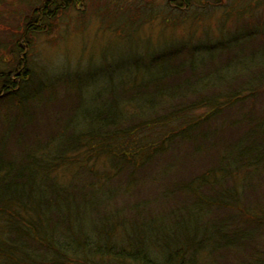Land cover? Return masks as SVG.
Masks as SVG:
<instances>
[{"label": "trees", "instance_id": "obj_1", "mask_svg": "<svg viewBox=\"0 0 264 264\" xmlns=\"http://www.w3.org/2000/svg\"><path fill=\"white\" fill-rule=\"evenodd\" d=\"M81 3L44 0L26 32H44L58 9ZM250 7L257 21H242L218 50L204 40L206 58L196 45H174L144 68L135 61V74L98 94L102 108H86L89 83L78 71L67 81L31 79L28 51L19 49L0 79V110L9 108L0 264H264V65L256 58L264 0ZM234 65L244 74H230ZM28 116L38 117L32 135Z\"/></svg>", "mask_w": 264, "mask_h": 264}, {"label": "rangeland", "instance_id": "obj_2", "mask_svg": "<svg viewBox=\"0 0 264 264\" xmlns=\"http://www.w3.org/2000/svg\"><path fill=\"white\" fill-rule=\"evenodd\" d=\"M238 1L241 8L245 4L247 6L242 18L237 16L240 7L228 6V2L234 4ZM254 1L257 0H242V4L241 0H190L189 9L185 6L175 9L172 0H82L76 7L58 9L51 23L42 27L44 32L31 34L26 32L30 17L44 0H0V79L16 66V54L19 49H24L28 51L25 64L31 79L37 77V81H46L48 76L54 78L63 74L67 81L78 71L82 73L78 74L80 77L85 75L84 82L88 81L85 85L89 83L86 85V108L94 105L102 108L101 103H94L98 94L104 92L103 96H106L119 88L128 74H135V61L144 68L143 63L146 64L148 56L168 51L174 45L175 48L184 47L186 51L196 45L200 56L204 52L202 58H206L210 56L204 46L208 42L214 51L218 50V45L222 48L221 44L227 40L234 42L242 21L245 24L248 19L257 21L258 12L248 13L250 3ZM228 14L232 18L227 19ZM263 16L264 8L259 13L261 24ZM206 39L208 42L204 43ZM263 41L258 46L264 47ZM256 58L264 65V51H259ZM254 59L249 57L247 66ZM224 60L219 58L217 61L221 63ZM236 70L244 74L245 67L234 65L229 73ZM63 86H67L65 81ZM202 91L205 94V90ZM117 94L114 93V97ZM257 98L264 100V95ZM109 99L113 98L110 96ZM125 105L128 110L136 106L127 101ZM7 106L0 110V135L4 131L2 113L9 110ZM27 118L32 135L38 117ZM62 134V130L54 129L51 135L57 137ZM12 136L15 138L18 134ZM81 156L82 153L79 154ZM145 193L152 191L144 190L143 197Z\"/></svg>", "mask_w": 264, "mask_h": 264}]
</instances>
